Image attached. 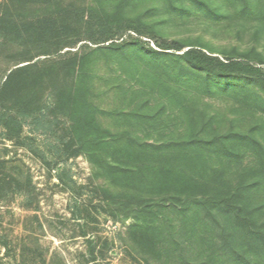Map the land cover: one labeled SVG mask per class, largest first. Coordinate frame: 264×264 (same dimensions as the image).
Here are the masks:
<instances>
[{
    "label": "rangeland",
    "instance_id": "rangeland-1",
    "mask_svg": "<svg viewBox=\"0 0 264 264\" xmlns=\"http://www.w3.org/2000/svg\"><path fill=\"white\" fill-rule=\"evenodd\" d=\"M209 1L220 5L222 18L183 10L191 0L139 2L133 11L127 10L123 28L112 36L99 25L84 28L82 41L59 52L52 47L46 50L47 55L34 60H61L71 70L75 55L79 61L88 58L83 65L85 72L102 77L83 83L96 89L95 108L87 110L96 116V124L101 123L95 129L130 133L135 147L152 146L148 149L157 156L164 152L173 168L188 178L186 187H149L147 194L173 200L166 208H154L151 244L137 233L127 240L123 233L134 218L119 215L114 221L108 217L109 208L93 184L88 159L65 155L72 105L62 103L50 111L53 140L49 143L44 135L31 133L28 126L20 141H5L0 130V148L6 144L9 158L29 172L39 194L37 210L34 205L27 208L18 194L0 209V236L15 242L26 235L36 236V242L26 238L25 263L45 258L46 264H92L88 263L90 244L97 242L96 251L106 248L104 260L98 257L101 264H264V152L260 146L264 147V99L258 85L252 80L242 82L253 100L225 90L207 96L199 84H177L169 71L165 76L149 62L153 50L179 56L199 50L223 61L247 59L264 70V0L258 1L259 16L254 18L238 15L237 0ZM130 21L135 22L132 25ZM171 41L180 43L181 51L166 50ZM122 43L127 46L108 48ZM166 64L176 66L175 60ZM178 66L187 70L188 64ZM68 76L62 87L69 90L73 74L68 72ZM46 99L52 106V95ZM116 113L127 116L119 118ZM211 118H215L213 122L204 126ZM232 123L243 133L260 125L258 144L238 145L229 154L188 145L194 133L201 137L221 135ZM155 147L165 149L160 153ZM48 148H54L53 153ZM150 172H145L144 180H149ZM231 196L242 211L206 204L207 199ZM4 253L0 245V264H19Z\"/></svg>",
    "mask_w": 264,
    "mask_h": 264
},
{
    "label": "trees",
    "instance_id": "trees-1",
    "mask_svg": "<svg viewBox=\"0 0 264 264\" xmlns=\"http://www.w3.org/2000/svg\"><path fill=\"white\" fill-rule=\"evenodd\" d=\"M108 1L112 2L111 6L107 5ZM143 1L147 0H0V130L5 141H20L25 127L28 126L31 133L44 135L49 143L53 140V136H50L53 131L50 111L62 103L72 105L73 121L67 136L68 152L65 155L67 158L83 155L88 159L93 184L97 186L109 208L106 214L108 217L114 221L119 219V215H125V219L134 218L133 223L125 228L124 239L131 240L137 233L151 244L150 237L154 231L153 210L170 206L173 198L153 197L146 191L150 188L157 190L158 187L162 188V185L168 188V184H171L170 187L173 185L186 187L185 179L188 177L184 178L180 171H176L173 164L164 158V152H160L162 147H155V152L161 153V156H157L148 149L152 146H145L146 149L135 147L134 136L130 133L95 129L101 126V123L96 124V116L87 110L95 108L96 89L93 85L86 86L83 83L94 82L100 76L85 72L83 65L88 58L82 57L79 61L78 55H75V63L71 70H68L61 60L34 62L37 57L47 55L45 54L47 49L54 47L55 51L59 52L68 48L69 44L74 45L82 41L81 34L84 28L90 30L99 25L100 28L110 31L112 36L113 32L123 28L122 20L127 10L133 11L138 3ZM178 1L183 0H170L171 3ZM191 1L189 6H183V10L188 12L197 10L213 19L224 16L221 14L220 5L214 6L209 0ZM237 1L240 4L239 16L244 18L259 16V0ZM87 13L90 14L88 22ZM134 22L129 23L133 25ZM125 46L127 43L113 44L108 48L122 49ZM165 47L166 50L174 52L182 49V45L177 41H171ZM152 53L149 62L161 69L160 73L163 72L165 76H168L165 72L169 71L177 84H199L207 96L225 90L249 99L250 89L242 82L249 83L252 80L258 85L264 99V70L247 59L223 61L199 50H189L180 56L155 50ZM171 60H175L176 66L186 62L187 70L179 66L177 68L166 66V62ZM3 65L6 67L3 68ZM68 72L73 74V86L69 90L62 87V83L69 77ZM233 80L238 84H231ZM48 94L53 97L52 106L46 99ZM115 115L119 118L127 116L121 113ZM156 117L151 119L154 120ZM214 119L211 118L204 126L211 124ZM260 130L261 126L256 125L243 133L235 130L232 123L230 129L221 135L201 137L199 133H194L188 145L207 147L213 149L215 153L229 154L234 152L238 145L252 146L256 142L258 144L257 136ZM260 146L264 152L263 145ZM52 150L54 148H48L49 153H53ZM8 152L9 149L3 143V147L0 148V209L16 194L22 197L27 208L34 205L36 210L39 209V194L33 186L31 175L25 172L17 161L9 158ZM145 172H150L149 180L143 179ZM175 173L177 178L174 177ZM206 202L217 203L219 207L227 209L235 208L237 211L243 209L236 205L232 196L231 199L215 198L207 199ZM22 223L26 226L24 221ZM26 238L37 241L34 235L23 236L18 242L7 236H0V245L5 250V257L21 264L20 258L24 261L28 254ZM97 247V242H91L88 263L101 264L98 261L99 256L104 260L105 246L101 247L100 251H96ZM56 256L57 254L53 258ZM39 263L46 264V259L31 262ZM24 264L28 263L24 261Z\"/></svg>",
    "mask_w": 264,
    "mask_h": 264
}]
</instances>
